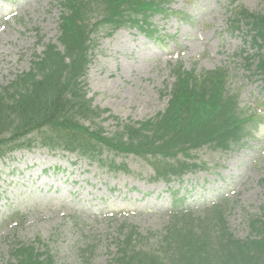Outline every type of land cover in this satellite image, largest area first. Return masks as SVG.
<instances>
[{
    "label": "rangeland",
    "instance_id": "1",
    "mask_svg": "<svg viewBox=\"0 0 264 264\" xmlns=\"http://www.w3.org/2000/svg\"><path fill=\"white\" fill-rule=\"evenodd\" d=\"M61 1L0 0V87L28 72L48 43L63 49ZM232 2L170 0L166 13L151 19L161 33L156 40L129 28L101 32L81 86L103 112L95 123L112 134L124 123L139 128L166 109L169 95L162 90L171 87L174 66L222 67L241 105L260 121L256 136L229 151L205 138L193 141L199 144L189 145L182 160L197 166L171 184L155 180L142 156L106 146L98 156L103 163L42 146L16 150L0 159V264L13 261L16 244L48 251L41 258L51 264H114L123 233L151 235L144 243L154 247L171 220L172 201L183 195L179 209L197 214L226 200L231 232L250 235L251 217L264 219V85L247 70L243 51L254 50L247 24L234 21ZM236 4L264 14V0ZM162 162V170L175 169L168 157Z\"/></svg>",
    "mask_w": 264,
    "mask_h": 264
},
{
    "label": "trees",
    "instance_id": "2",
    "mask_svg": "<svg viewBox=\"0 0 264 264\" xmlns=\"http://www.w3.org/2000/svg\"><path fill=\"white\" fill-rule=\"evenodd\" d=\"M60 43H48L36 54L32 68L0 87V158L35 146L78 152L99 158L106 146L117 153L141 155L154 165L159 177L171 180L185 167L178 155L188 152L199 138L228 146L252 138L257 128L252 113L247 121L240 112L238 95L227 88V71H184L179 66L169 105L155 118L125 124L117 134H105L101 126H86L101 110L87 97L81 84L91 61L93 34L122 26L149 34V19L163 9L164 0H62ZM257 48L255 72L264 80V15L240 11ZM251 58H247L251 64ZM255 61V60H254ZM136 123V122H134ZM168 157L173 171L162 170ZM179 163V164H178ZM125 169L122 166H117ZM181 168H180V167ZM187 168V166H186ZM179 174V175H178ZM153 246L151 235L124 234L114 264H264V219L252 217L250 235L236 237L220 207L200 215L177 210ZM12 249L10 264H51L32 245ZM42 259V260H41Z\"/></svg>",
    "mask_w": 264,
    "mask_h": 264
}]
</instances>
